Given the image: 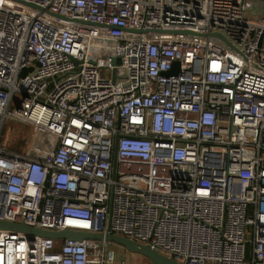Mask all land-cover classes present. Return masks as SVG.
<instances>
[{"label": "built area", "instance_id": "built-area-1", "mask_svg": "<svg viewBox=\"0 0 264 264\" xmlns=\"http://www.w3.org/2000/svg\"><path fill=\"white\" fill-rule=\"evenodd\" d=\"M4 120L31 131L0 145V220L264 264V0H0ZM115 262L0 229V264Z\"/></svg>", "mask_w": 264, "mask_h": 264}, {"label": "water", "instance_id": "water-1", "mask_svg": "<svg viewBox=\"0 0 264 264\" xmlns=\"http://www.w3.org/2000/svg\"><path fill=\"white\" fill-rule=\"evenodd\" d=\"M211 36H217L221 39H224L221 35L217 33H211ZM115 58H112L111 64L114 65ZM30 68H24L20 72V76H24ZM177 70V61L174 62L173 67L166 72V74L174 73ZM111 81L114 80V73L111 74ZM114 167V162L112 164ZM0 229H6L11 231H18L26 233L27 235H39L46 238H56L61 240H70V241H80L82 239H90V240H105L109 243L118 245L122 247L124 250L140 254L147 258L153 264H181L165 255L158 253L157 251L150 249L147 245L138 243L136 241L130 240L128 238L111 234V233H90L81 230H70L64 229L61 231H50L44 229H38L23 225L21 223H12L7 221L0 220Z\"/></svg>", "mask_w": 264, "mask_h": 264}, {"label": "rangeland", "instance_id": "rangeland-1", "mask_svg": "<svg viewBox=\"0 0 264 264\" xmlns=\"http://www.w3.org/2000/svg\"><path fill=\"white\" fill-rule=\"evenodd\" d=\"M260 8L263 9V5L259 4V2L252 1V8L249 10L250 13L248 14V20L250 22L259 21L260 17L258 15L255 16L254 14L258 13ZM117 73L120 74V72H117ZM8 122L12 123L13 125H8ZM18 123L19 122H16L14 120H8L7 122H5V124H3L2 129H1L0 138L2 142L5 144V146L9 147L11 142H14V141H18V140L22 141L21 139L22 131L26 129L27 134L23 138V142H22V143H25L24 148H26L28 137H29V132L31 131V129H30V126L28 125L26 126V124L24 125L26 127L22 129L21 128L22 123H19V124ZM111 247L115 250L117 257H120L124 260L123 264H152L148 259H146L144 256L140 254L129 252V251H124L122 247L115 245V244H111ZM114 264H118V263L115 262Z\"/></svg>", "mask_w": 264, "mask_h": 264}, {"label": "trees", "instance_id": "trees-1", "mask_svg": "<svg viewBox=\"0 0 264 264\" xmlns=\"http://www.w3.org/2000/svg\"><path fill=\"white\" fill-rule=\"evenodd\" d=\"M8 121V120H7ZM6 120H4L3 122H2V125H1V128H0V134H1V129H2V126H3V124H5V122H7ZM19 124V123H18ZM8 125H13L12 123H9L8 122ZM21 125V124H20ZM25 124H22L21 125V128L22 129H24L26 126H24ZM25 132V133H24ZM26 134H27V131H26V129H24L23 131H22V135H21V139H22V141L21 140H18V141H14V142H11V144H10V146L8 147V146H5V144L2 142V140H1V138H0V145L1 146H3L7 151H10V152H21V151H23L24 150V147H25V143H22L23 142V138L26 136ZM1 136V135H0ZM112 244V243H111ZM124 250V249H123ZM124 251H126V250H124ZM245 252H246V257H247V255H248V246H246V250H245ZM147 259V258H146ZM153 264V263H152Z\"/></svg>", "mask_w": 264, "mask_h": 264}]
</instances>
